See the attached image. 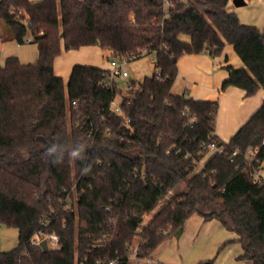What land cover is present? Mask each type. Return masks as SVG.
Listing matches in <instances>:
<instances>
[{"label": "trees", "instance_id": "trees-1", "mask_svg": "<svg viewBox=\"0 0 264 264\" xmlns=\"http://www.w3.org/2000/svg\"><path fill=\"white\" fill-rule=\"evenodd\" d=\"M229 2L0 1L9 38L32 37L39 50L35 63L10 56L0 66V225L19 232L17 246L0 248V264H129L136 237L135 264H160L140 259L181 236L194 213L220 219L238 234L239 258L264 264V181L249 172L264 161V102L188 177L207 145L221 142L219 105L172 92L182 55L219 56L227 45L244 66L226 67L221 90L264 89V31ZM86 46L135 59L155 52L156 72L121 86L109 68L75 64L66 84L55 59ZM81 140L83 160L53 164L44 154L49 142L71 148ZM40 231L55 232L59 246L32 244Z\"/></svg>", "mask_w": 264, "mask_h": 264}, {"label": "rangeland", "instance_id": "rangeland-1", "mask_svg": "<svg viewBox=\"0 0 264 264\" xmlns=\"http://www.w3.org/2000/svg\"><path fill=\"white\" fill-rule=\"evenodd\" d=\"M259 2L262 1H251V5L248 7L250 10V16L260 15L263 12V10L260 8L261 4ZM261 18L264 20V13ZM9 34V27L6 25L4 20L0 19V66H3L7 58L10 56L18 57L22 63H35L38 61V45L33 41L32 37L31 41L21 44L15 39L9 38ZM183 38L186 40L189 39L187 36H184ZM112 60L118 61V57L113 55L110 49L100 46H86L73 50L63 49L61 54L55 59L54 66L56 74L61 75L67 84L69 75L75 64H89L111 69ZM155 60L156 53L150 52L141 58L127 61L124 66L128 71L129 76L125 78L117 77L119 84L123 86L124 83H128L131 80L140 81L146 76H151L156 72ZM189 88V86H186V82L184 80L177 78L172 88V92L176 94L188 95L187 89ZM221 91L222 90L219 92ZM214 100L217 101L219 105V97H216ZM209 156L210 153H208L205 158L200 161L198 166L195 167L188 177L200 169L203 162L208 159ZM261 174L264 177V168L261 170ZM185 184L186 182L184 181L179 185L178 188H184ZM154 213L155 212H151L145 215L143 224L140 226V230L142 226L151 219ZM216 220V222H218L217 224H219L221 227L216 226L215 223L205 222L204 226L196 230L198 235L194 239L190 237L192 234V232H190L183 241L181 240L179 243H176L174 248L177 249L180 247L181 255L178 254V250L176 249H174V252L172 250L171 253H169L168 246L161 245L163 243L162 242L160 245L163 247L166 246L164 253H169L171 257L170 262L165 264H249L250 261L248 259L239 258L243 251V247L242 243L236 240L238 238V234L232 230H229L220 219ZM139 241V237L134 239L129 264H135V262L138 260L136 256V250ZM18 242L19 232L17 228L9 227L7 225H0L1 250L9 251L17 246ZM148 259L149 258H143L140 260L141 262H146Z\"/></svg>", "mask_w": 264, "mask_h": 264}, {"label": "crops", "instance_id": "crops-1", "mask_svg": "<svg viewBox=\"0 0 264 264\" xmlns=\"http://www.w3.org/2000/svg\"><path fill=\"white\" fill-rule=\"evenodd\" d=\"M251 1L252 0H245V4L237 6L234 0H230L229 8L238 15L243 23L256 26L264 31V20L261 18L264 13V0H259L262 1L259 3L261 4L260 8L263 12L256 16H250L248 7H250ZM177 65V78L184 80L186 86L190 87L187 89L188 96L199 100H214L216 97H219V108L215 128L216 134L223 142H227L264 102V89H260L253 96H246L243 89L235 86H230L226 90L219 92L223 81L229 76V71L226 67L228 65L234 67L244 66L243 61L236 54L232 45H227L223 54L219 56H211L207 52L182 55L178 59ZM216 219L217 218H212L208 219V221L200 214L195 213L186 221L184 232L181 236L178 238L174 236L170 237L161 245H167L169 253H171L172 250L174 252L176 243H179L181 240L183 241L190 232H192L190 237L194 239L198 235L196 230L204 226L205 222L215 223L216 226L221 227L217 224L218 222H216ZM161 245L154 250L146 262L160 264L170 262L171 257L169 253H164L166 246L163 247ZM176 250H178V254L181 255L180 247ZM249 264H252V261H250Z\"/></svg>", "mask_w": 264, "mask_h": 264}, {"label": "built area", "instance_id": "built-area-1", "mask_svg": "<svg viewBox=\"0 0 264 264\" xmlns=\"http://www.w3.org/2000/svg\"><path fill=\"white\" fill-rule=\"evenodd\" d=\"M1 1V0H0ZM23 12L21 10H19V14H22ZM22 21L28 25L29 23V17L28 15L25 14L24 18H22ZM27 41H31V37H29L27 39ZM118 57V61L116 60H112L111 61V64H112V68H111V73H112V76L113 77H128L129 76V73L128 71L126 70L124 64L127 62V61H132L134 60L137 56L134 55V56H122V57ZM124 86H127V83H124ZM73 103H75V101H73ZM112 106L113 108L115 109V111L119 112V113H122V107H121V104L120 102L117 100V99H114L112 101ZM223 147H224V142L221 141L220 143H211V144H208L207 145V150H208V153H213V152H216V151H222L223 150ZM253 153V151H252ZM261 168L260 169H256L254 171H249L250 172V175L252 176L253 180L255 182H262L264 181V177L262 176L261 174V170L264 168V161L262 162L261 164ZM43 240H46L47 241V245H48V248H56L59 246L60 244V238L59 236L55 233V232H52V233H45L43 231H40L38 233H36L32 238H31V242L32 244L38 246V247H42L41 246V242ZM114 261H110V263L112 264ZM155 263V262H154Z\"/></svg>", "mask_w": 264, "mask_h": 264}, {"label": "clouds", "instance_id": "clouds-1", "mask_svg": "<svg viewBox=\"0 0 264 264\" xmlns=\"http://www.w3.org/2000/svg\"><path fill=\"white\" fill-rule=\"evenodd\" d=\"M87 142L77 141L71 148L57 142H49L45 145L44 154L51 159L53 164H61L65 158L72 160H83Z\"/></svg>", "mask_w": 264, "mask_h": 264}, {"label": "water", "instance_id": "water-1", "mask_svg": "<svg viewBox=\"0 0 264 264\" xmlns=\"http://www.w3.org/2000/svg\"><path fill=\"white\" fill-rule=\"evenodd\" d=\"M234 3H235L237 6H240V5L245 4V0H234ZM136 153H138V152L136 151ZM140 156H143V157H144V155H140ZM41 246H42L43 249L47 250V249H48L47 241H46V240H43V241L41 242ZM208 264H209V263H208Z\"/></svg>", "mask_w": 264, "mask_h": 264}]
</instances>
